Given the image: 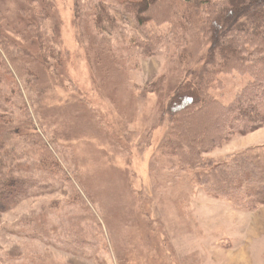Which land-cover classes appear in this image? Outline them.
<instances>
[{"label": "rangeland", "instance_id": "obj_1", "mask_svg": "<svg viewBox=\"0 0 264 264\" xmlns=\"http://www.w3.org/2000/svg\"><path fill=\"white\" fill-rule=\"evenodd\" d=\"M122 1L0 0L30 73L0 68V149L33 181L0 214V264H264V125L184 164L170 123L183 87L230 107L249 76L199 87L219 65L200 21L138 24ZM102 4L113 26L99 21ZM33 133L45 171L29 153Z\"/></svg>", "mask_w": 264, "mask_h": 264}, {"label": "trees", "instance_id": "obj_2", "mask_svg": "<svg viewBox=\"0 0 264 264\" xmlns=\"http://www.w3.org/2000/svg\"><path fill=\"white\" fill-rule=\"evenodd\" d=\"M120 6L138 24L153 21L157 24L173 25L175 22L180 23L182 19V26H191L193 21H200L212 48L218 53L219 65L216 71L215 67L200 77L199 87L209 81H215L217 74L236 72L249 76L243 92L233 100L230 107L214 103L209 96L203 97L198 104L197 98L194 97L196 94L193 96L194 99L190 100L185 87L183 93L180 90L179 95L183 94L180 95L183 100L171 107L170 123L171 132L178 142L176 147L181 162L197 163L201 161V155L216 141L226 139L235 133L246 134L264 125V0H124ZM99 13L102 18L99 21L105 20L113 26L114 20L108 15L105 5H100ZM2 22L3 18L0 15V68L10 78L12 74L17 79H23L30 73L18 64V59L13 54L15 43L4 34ZM27 29L33 39L41 41L38 27L30 25ZM156 43L157 40L155 45ZM136 45H144L153 50L148 42L143 44L137 40ZM211 104L212 108L215 104L219 106L220 117H215L207 124L215 112L213 109L216 108L210 110ZM197 108L206 112L203 113L206 115L203 121H201L203 115L197 116L199 113ZM231 108L230 113L221 116L224 109ZM209 112L210 117L207 115ZM5 124L7 125L3 121L2 125ZM37 138L39 139L37 133L25 135L29 153L39 158L38 166L45 171L48 169L45 166L47 159L44 158L43 152L39 151L41 139L37 141ZM18 157L19 155L11 151L0 149V214L15 204L19 195L14 196V192L19 187H26L25 182L33 183L31 179L21 174Z\"/></svg>", "mask_w": 264, "mask_h": 264}]
</instances>
